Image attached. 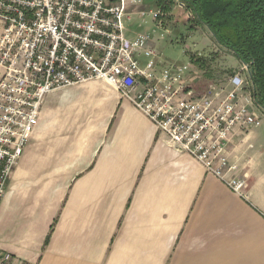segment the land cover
<instances>
[{
  "label": "crops",
  "instance_id": "crops-1",
  "mask_svg": "<svg viewBox=\"0 0 264 264\" xmlns=\"http://www.w3.org/2000/svg\"><path fill=\"white\" fill-rule=\"evenodd\" d=\"M166 140L105 80L46 93L0 199V251L22 264H264V132L229 135L244 196Z\"/></svg>",
  "mask_w": 264,
  "mask_h": 264
},
{
  "label": "built area",
  "instance_id": "built-area-1",
  "mask_svg": "<svg viewBox=\"0 0 264 264\" xmlns=\"http://www.w3.org/2000/svg\"><path fill=\"white\" fill-rule=\"evenodd\" d=\"M160 20L142 0H0V199L26 146L46 93L91 79L105 80L167 136V144L244 196L245 179L226 147L235 128L260 124L246 87L247 64L224 86L196 90L192 64L159 61L154 35L128 37L124 20ZM162 22L160 37L169 34ZM146 58L145 63L141 59ZM193 67V68H192ZM0 264H22L0 251Z\"/></svg>",
  "mask_w": 264,
  "mask_h": 264
},
{
  "label": "trees",
  "instance_id": "trees-1",
  "mask_svg": "<svg viewBox=\"0 0 264 264\" xmlns=\"http://www.w3.org/2000/svg\"><path fill=\"white\" fill-rule=\"evenodd\" d=\"M155 4L165 11L180 6L188 15V28H206L216 44L247 64L246 87L264 114V0H155ZM192 62L197 68L206 66L200 57Z\"/></svg>",
  "mask_w": 264,
  "mask_h": 264
},
{
  "label": "rangeland",
  "instance_id": "rangeland-1",
  "mask_svg": "<svg viewBox=\"0 0 264 264\" xmlns=\"http://www.w3.org/2000/svg\"><path fill=\"white\" fill-rule=\"evenodd\" d=\"M142 6L146 11L159 9L164 16L155 21L150 17H144L145 22H141L136 15H133L132 20H124L125 29L129 28L133 33L151 32L155 41L153 46L160 55L161 64L164 62L192 64L196 70L198 69L205 84L197 86V90L204 89L208 83L216 87L224 86L230 76L242 73V64L225 48L216 44L206 28L198 26L188 28V15L180 6L175 4L170 10L165 11L156 6L155 0H142ZM159 22L163 23L169 34L160 37L161 30L157 27ZM198 57L206 61L204 68H197V65L193 64L192 59ZM146 60L142 58L141 63H145ZM259 117L258 127L264 132V114L260 112Z\"/></svg>",
  "mask_w": 264,
  "mask_h": 264
}]
</instances>
